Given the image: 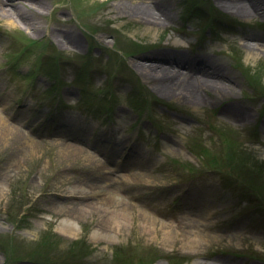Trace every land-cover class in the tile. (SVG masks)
Returning a JSON list of instances; mask_svg holds the SVG:
<instances>
[{
  "label": "rangeland",
  "instance_id": "1",
  "mask_svg": "<svg viewBox=\"0 0 264 264\" xmlns=\"http://www.w3.org/2000/svg\"><path fill=\"white\" fill-rule=\"evenodd\" d=\"M7 1L2 8L11 16L0 15V117L10 130L0 134V264H264V51L248 57L243 46L252 38L264 44V11L245 18L218 0H171L173 20L152 35L117 15L118 0ZM32 5L41 16L29 12ZM67 30L82 46L58 32ZM160 47L211 56L233 80L232 92L197 110L160 94L132 65ZM81 72L89 87L80 92ZM232 103L251 120L224 114ZM68 121L87 129L88 142L65 134ZM102 147L115 150L114 164ZM136 151L143 165L130 162ZM97 160L112 173L104 188L71 182ZM73 192L89 198L52 201ZM66 219L73 238L57 231Z\"/></svg>",
  "mask_w": 264,
  "mask_h": 264
},
{
  "label": "bare ground",
  "instance_id": "2",
  "mask_svg": "<svg viewBox=\"0 0 264 264\" xmlns=\"http://www.w3.org/2000/svg\"><path fill=\"white\" fill-rule=\"evenodd\" d=\"M5 0H0V15L3 17H10L8 11L2 8ZM7 1V0H6ZM33 1V0H31ZM9 2V0L7 1ZM11 2V1H10ZM220 7L224 8L227 11H231L236 15L241 17H249L252 14L263 12L264 11V0H218ZM36 4V3H35ZM173 2L171 0H118L114 6V10L117 11L118 16H125L128 19H133L138 23L142 24L144 31L152 35L156 34L159 29H164L168 26V22L173 20L174 13L172 12ZM32 5L29 12L33 13L36 16H41L37 6ZM37 7V8H36ZM15 12H13L14 14ZM23 20H26L22 17ZM36 29L41 31L42 28L39 24ZM62 35L63 39H67V42L74 44H79L82 46L81 42L72 31H58ZM56 35V34H54ZM59 37V35H56ZM254 38L251 41L246 40L243 46L247 51L248 57H254L258 52L264 51V44L257 43ZM179 45H185L184 41H180ZM164 48H158L159 52H155L149 55H138L132 62L133 67L139 72V75L143 79H148L153 83L154 89H156L160 94L164 96L173 97L177 100L186 101L190 106L197 110L198 104H203L206 99L215 101V98H221L227 96V93L232 92L231 82L233 81L229 75L224 76V68L222 65H218L211 56H202L201 58H194V60L184 55L173 54L170 51H173V48H168L169 53L161 52L160 50ZM216 68V70H214ZM215 92L216 94L211 93V97L208 96L209 92ZM221 94L223 96H219ZM229 102H232L230 100ZM223 113H232L237 120L245 122L251 120V114L245 111L244 109L239 108L236 104H228L227 107L222 109ZM79 123V122H78ZM73 127L68 128V127ZM66 127L65 134H68L71 140H78V142H88L87 135L89 132L81 124H76L72 122H65L64 126ZM10 131L8 125L4 123L0 117V134H6ZM88 132V134H87ZM108 138H113L114 143H117L118 137L115 133H111ZM91 140V138H90ZM121 140V139H120ZM101 139L98 142H93L92 146L98 145L100 147ZM101 150V149H100ZM104 156L110 164H114L116 152L112 148L102 147ZM107 151V152H105ZM135 151V150H134ZM67 156L73 157L74 152H68ZM137 155L135 159L130 160L134 163L136 161L138 164L143 165L145 159L141 154L136 151ZM114 158V159H113ZM92 167L89 171H85L86 177L76 178L73 183L77 186H83L89 190H95L97 188L102 189L105 187L106 182L110 180L111 170L108 167H105L104 164H101L99 160L92 161ZM147 163V161H146ZM67 172L69 168H65ZM107 170V171H105ZM84 173V171H83ZM105 184V185H104ZM83 194V193H82ZM89 198V195H77L74 192L71 196H56L55 199L52 198V201L56 199H65L69 200V204L75 205L86 201ZM66 201L63 200L64 203ZM67 203V202H66ZM114 202L110 203V207H113ZM81 210V209H80ZM79 209L76 211H80ZM82 211V210H81ZM116 216H120L116 214ZM57 231L60 235L66 238H73L75 236V231L73 228L74 222L72 220L66 219L63 220ZM191 243V242H190Z\"/></svg>",
  "mask_w": 264,
  "mask_h": 264
}]
</instances>
